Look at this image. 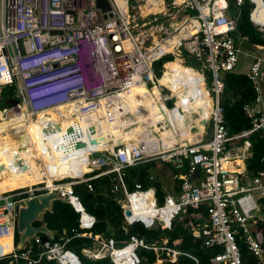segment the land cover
Listing matches in <instances>:
<instances>
[{
	"label": "built area",
	"instance_id": "1",
	"mask_svg": "<svg viewBox=\"0 0 264 264\" xmlns=\"http://www.w3.org/2000/svg\"><path fill=\"white\" fill-rule=\"evenodd\" d=\"M108 1L109 10L96 6V0H0V100L5 99L1 119L28 126L34 141L32 158L43 172L42 182L0 193V237H12L10 251L3 253L0 246V260L70 264L71 255L78 258L65 247L64 236L54 240L50 235L48 242H42L36 233L24 248H17L18 206L28 198L58 191L79 211L81 232L75 235L91 236L95 216L86 210L74 186L84 184L92 190V180L112 175L110 191L119 194L115 199L125 226L138 222L147 229H170L189 209L204 206L207 224L194 227L192 235L201 239V247L212 250L207 264H241L237 238L264 264V250L253 235L256 223L264 222V168L250 175L243 167L251 155L249 136L259 132L264 137V46L245 49L246 37L233 36L237 17L229 14L231 2L239 8L248 1L250 21L264 39V0H161L163 14H143L145 0ZM180 33L171 51L149 58ZM183 53L199 63L198 69L193 68L200 73L198 86H204L211 100L205 120L190 106L192 85L179 86L169 77L159 89V98L150 101L157 111L148 130L130 139L111 137L107 146L95 148L102 122L123 134L135 126L139 108L130 107L126 93L144 84L156 94L153 62L171 54L183 63ZM241 54L251 58L246 75L255 97L243 105L251 127L229 134L220 104L222 73L232 71ZM174 108L182 116L180 121H171L169 111ZM9 131L0 128V139L11 134L10 147H27L25 140ZM152 161L182 171L177 195L166 193L159 200L155 185L139 181L129 189L127 169ZM0 162L2 170L5 166ZM11 168L33 173L25 156H16ZM61 171L65 174L57 175ZM93 238V247L81 249L90 259L109 257L116 264L120 248L131 245L135 264L140 262L139 247L158 251L152 264L181 254L200 264L197 256L168 247L166 238L159 244L147 243L130 234L122 246L113 237Z\"/></svg>",
	"mask_w": 264,
	"mask_h": 264
},
{
	"label": "trees",
	"instance_id": "2",
	"mask_svg": "<svg viewBox=\"0 0 264 264\" xmlns=\"http://www.w3.org/2000/svg\"><path fill=\"white\" fill-rule=\"evenodd\" d=\"M250 9L251 4L248 1H245L239 8L235 7L232 2L229 5L230 16L237 17L236 31L233 33V36L235 39L246 37L242 44L245 49L251 51L253 45L264 46V39L262 35L256 31L250 21ZM182 56L186 59L187 66L198 69L199 63L195 59L189 57L185 53H183ZM172 58L171 54H166L160 59L154 61V72L159 75L162 64ZM168 76L176 79V84L178 85L184 80H181L180 74L172 76L168 73ZM207 76V80L210 83L209 73H207ZM222 79L224 82V90L220 96V104L223 109L224 124L228 133L235 134L242 130L249 129L251 124L243 111V105L246 102L252 101L255 97L251 82L246 74L235 73L232 71L223 72ZM179 94L184 96L182 90L179 91ZM191 99L193 106L197 109L201 108L198 110L201 112L202 119L205 120L207 116L206 114L210 108L207 91L201 89L193 91ZM176 109L177 108H174L170 110V112L179 115V113H176ZM249 140L251 142V156L246 160V170L250 175H253L259 169L264 168V137L259 132H254L249 136ZM33 153L34 151L30 150L26 154V158L32 157ZM0 161H2L1 157ZM150 163L151 162L139 164L127 169L125 181L129 189H132L134 183L137 181L141 182L144 186L148 185H146L143 180L148 174L149 166L153 165V163ZM82 168H85V166ZM61 173L65 174V171H61ZM42 175L43 172L41 175H38L35 171L29 173L32 183L41 181ZM111 177L112 175H104L92 180V190H89L84 184L74 186V192L79 196L86 210L96 218V223L90 230L92 234H102L107 237L114 236L117 245L119 246L125 245L130 234L143 238L147 243L159 244L161 243V238H166L168 247L197 256L200 264L208 263L212 250L201 247V239L198 236L192 235V229L194 227L202 223L207 224L204 206L196 210L189 209L188 213L181 219H176L172 222L170 229H147L141 223L136 222L126 227L124 230L121 225L122 210L115 199L119 194L110 191L113 183ZM13 179H10L12 185L9 184L4 169L0 170V193L25 186L23 184L25 179L21 173H17L16 177H13ZM15 180L21 182L18 183ZM155 186L157 196L159 200H161L166 193L161 189L158 183ZM105 192L106 195H103ZM78 215L79 211L73 208L70 204L64 203L61 200H54L51 211H46L44 213L43 221H35L33 224L38 226L45 223L46 226L54 232V240H59L61 236L67 237L68 241L65 243V247L78 256L81 264H113L109 257L94 260L82 255L81 249L83 247L91 246L92 239L86 236L75 235L77 232H81V229L78 226ZM253 235L264 250V223H256L253 228ZM15 240L16 242L18 240L17 231H15ZM237 242L242 256L241 264H259L258 259L247 250L242 240L237 238ZM0 246L1 252H8L11 250L12 241L10 239H2L0 240ZM157 253L158 251H150L142 247L137 248L136 251V254L140 259L139 264H152L156 259ZM0 264L5 263L0 260ZM39 264H45V262ZM49 264L56 263L51 262ZM163 264H194V262L189 257L181 254L169 256Z\"/></svg>",
	"mask_w": 264,
	"mask_h": 264
},
{
	"label": "bare ground",
	"instance_id": "3",
	"mask_svg": "<svg viewBox=\"0 0 264 264\" xmlns=\"http://www.w3.org/2000/svg\"><path fill=\"white\" fill-rule=\"evenodd\" d=\"M141 8L143 10V14H146L148 11L153 12V13H160L163 14L164 12V8L162 6L161 0H159L157 3L155 2V0H145L142 1L141 3ZM181 36L180 34L175 35L174 39H172L169 43H167L166 45L163 46V48L161 50H157L155 51L154 55L152 54V58H154V56L157 54V56L161 55L162 52H168L171 51L174 46L177 44V40L178 38ZM160 51V52H159ZM159 52V53H158ZM156 58V56H155ZM163 85H160L158 87V91L160 88H162ZM126 95L128 96V104L130 105V107L134 108V107H138L139 108V112L137 114V121H135V126L132 127L130 130L126 131L125 134H123L121 132L120 128H117L116 126L113 125H109L106 122H102L100 127H99V131H97L96 133V138H97V143H95L93 146L98 147V148H103L107 145H105L109 139L111 137L117 136V135H122L124 136V139H130V138H134L137 135H141L142 131L148 130L149 129V125L152 124L154 122L153 119V114L155 111H157V108L155 106H152L150 104V101L152 100V97H154V95L152 94L151 90L146 87L144 84H140L137 85L136 87L132 88L131 90H129ZM160 96V94H159ZM209 98V97H208ZM210 101V107H211V100L209 98ZM144 106H148V108H144ZM143 107V108H142ZM199 113V118L202 119L201 117V113L199 111H197ZM170 113V117H171V121H175L178 120L180 121V119L182 118L181 115H176L174 113ZM2 116V112H0V128L2 129H7L10 130V133H14L15 135L19 136L21 142H23L25 140V143L27 144V147L24 148L23 150L21 149H15L9 146V144L7 142H9L11 145L12 143H14V141H12L11 143V134H7L6 136L2 137L0 139V143L1 141H3V143H1L0 145V157L2 158V162L4 163V172H5V176L7 178V181L9 184L10 183V179H13V177H16L17 173L15 171V169L13 170L11 167L13 165V162L16 158V156H25L26 154L32 150V146L34 144L33 141V136L31 134L30 131H28V126L24 124V122H4L1 119ZM15 121V120H13ZM133 123V122H132ZM23 127L26 128V130L23 129ZM24 135V136H23ZM13 138H16V136H13ZM5 140V141H4ZM16 142H18V139H16ZM6 143V144H5ZM5 145H7L5 147ZM5 147V149H3ZM25 154V155H23ZM29 163L31 162V160L34 161V159L32 157H29ZM83 170H87V168H82ZM41 170V169H40ZM42 173V171H40ZM21 175L23 176V178L25 179L24 182H27L29 185L27 186H31L34 185L36 183H32L30 176H29V172H24L22 173V171L20 172ZM41 182V181H39ZM47 185L49 186L51 184V180H47L46 181ZM12 185V184H11ZM24 186V187H27ZM17 189V188H16ZM2 239H10L12 241V237L11 235H5V236H1L0 240ZM132 255H134L133 252V248L131 245H125L122 248H120L119 252H117V255L115 257V263L116 264H127L128 262L132 261ZM70 264H80L78 258L73 257L72 255L70 256Z\"/></svg>",
	"mask_w": 264,
	"mask_h": 264
},
{
	"label": "water",
	"instance_id": "4",
	"mask_svg": "<svg viewBox=\"0 0 264 264\" xmlns=\"http://www.w3.org/2000/svg\"><path fill=\"white\" fill-rule=\"evenodd\" d=\"M96 6L103 10L111 8L108 0H96ZM194 176H197V174L194 173ZM54 200H61L67 203L66 197H63L58 191H54L28 198L18 206L16 222V231L18 233L17 248H24L25 243L30 241L36 233L39 234L42 242L50 240V235L53 236L54 232L44 224L36 226L33 222L43 221L44 213L51 211ZM125 214L129 215L130 211L125 210Z\"/></svg>",
	"mask_w": 264,
	"mask_h": 264
},
{
	"label": "crops",
	"instance_id": "5",
	"mask_svg": "<svg viewBox=\"0 0 264 264\" xmlns=\"http://www.w3.org/2000/svg\"><path fill=\"white\" fill-rule=\"evenodd\" d=\"M240 56H246L249 59V61L248 62H243L244 65H239L238 63H240V60H239ZM239 58H238L237 64L235 65L234 69L232 70V72L246 74V72H247V70L249 68V64L251 62V58H250V56L245 55V54L239 55ZM182 66L185 69H186V67H188L187 65L186 66L185 65H182ZM184 68H183V70L179 69L177 71L180 72V73H182L185 70ZM168 78H169V76L167 75L166 76V79H164L163 82L159 83V86L160 85H163ZM262 93H263V100H264V81L262 83ZM153 95L156 96V94H153ZM156 98H158V97H156ZM191 106H193V105L191 104ZM194 108H195V110L197 109L195 106H194ZM197 111H199V110L197 109ZM151 163H153V165L152 166H149L148 174L146 175V177L143 180L146 183V185L147 184L148 185H152V184L153 185H156L158 183L159 186L161 187V189L165 193H170V194H172L174 196L177 195V192L179 190V183L181 181L182 171L181 170H175L169 164H166V163L161 162V161H152ZM243 167L246 168V161H245ZM150 176H152V179L150 178ZM103 195H106V192L103 193ZM206 217H207V215H206ZM262 223H264V222H262ZM42 224L46 225L45 223H42ZM121 225H122V228L124 230L126 229V227H128V226H125V223L123 221V215H122ZM54 235L55 234H53V236ZM93 235H100L102 237H107V236H103L102 234H91V236H89V234H88L86 237H89V238L92 239V245L91 246H87V247H93L94 246V243H93V241H94ZM83 237H85V236H83ZM108 237H113L114 238V236H108ZM94 260H96V259H94ZM52 262H54V261H52ZM49 263H51V262H45V264H49ZM54 263H56V262H54Z\"/></svg>",
	"mask_w": 264,
	"mask_h": 264
},
{
	"label": "rangeland",
	"instance_id": "6",
	"mask_svg": "<svg viewBox=\"0 0 264 264\" xmlns=\"http://www.w3.org/2000/svg\"><path fill=\"white\" fill-rule=\"evenodd\" d=\"M160 52V51H159ZM158 52V53H159ZM155 53V52H154ZM153 53V55H154ZM152 55L149 56V58H152L151 57ZM157 56V54L155 55ZM154 56V57H155ZM184 58V57H183ZM240 60V63H238L239 65H244L243 62H248L249 59L246 57V56H240L239 58ZM156 61V60H155ZM153 65V64H152ZM182 65H187L186 63V59L184 58V62L182 63L181 59L178 58V57H175L174 59L172 60H169V61H166L162 64V68L160 69V73L159 75H157L155 72L154 74V77L158 78L156 83L157 85L159 86V83L163 82L164 79H166V76L168 75V72L170 75L174 76L176 74H180L181 75V80L182 82L179 84V86H181V84H184L185 83H189V85H192V87L194 88V91L198 90V89H201L203 91H206V89L204 88V86H198L201 82H200V73L198 71H196L195 69L191 68V67H186V69L182 66ZM183 68L185 69L184 72L180 73L178 72L177 70L181 69L183 70ZM199 68V67H198ZM201 69V68H200ZM162 75V77H161ZM206 83L209 84L208 80H206ZM156 96L154 95V97H158L159 98V91H158V88H156ZM7 98H10L11 96L10 95H7L6 96ZM5 105V99H2L0 100V108H2L3 106ZM191 106V105H190ZM30 164V168L33 169V171H35L38 175H41L42 173L40 172V168L39 166L37 165V163L33 160H31V162L29 163ZM62 173H57V175H61ZM14 180V179H13ZM16 182L20 183L21 181H17L15 180ZM37 182V181H36ZM42 182V180H41ZM38 183V182H37ZM194 185H198L199 184V181L198 180H195L194 182ZM23 184L25 186L29 185L27 182H23ZM24 186H22L23 188ZM16 188V187H15ZM134 256L132 255V261L128 262V264H134Z\"/></svg>",
	"mask_w": 264,
	"mask_h": 264
}]
</instances>
